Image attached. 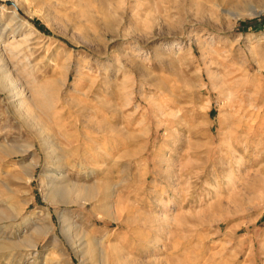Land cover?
Here are the masks:
<instances>
[{
	"label": "rangeland",
	"instance_id": "1",
	"mask_svg": "<svg viewBox=\"0 0 264 264\" xmlns=\"http://www.w3.org/2000/svg\"><path fill=\"white\" fill-rule=\"evenodd\" d=\"M0 264H264V0H0Z\"/></svg>",
	"mask_w": 264,
	"mask_h": 264
},
{
	"label": "bare ground",
	"instance_id": "2",
	"mask_svg": "<svg viewBox=\"0 0 264 264\" xmlns=\"http://www.w3.org/2000/svg\"><path fill=\"white\" fill-rule=\"evenodd\" d=\"M181 2V1H180ZM187 2V1H186ZM185 2V3H186ZM226 2V0H218V4H220V6H222V4L223 3H225ZM181 7H183V8H181ZM219 7V6H218ZM177 10H178V12L181 10L182 12L183 11H186V15L187 16H189V10L187 9V6L186 5H184L183 6V3H182V5H180L179 4V6H178V8H177ZM200 10V9H199ZM199 10H198V12L197 13H199ZM201 13V12H200ZM181 15L182 14H180V19H181ZM186 19V18H185ZM180 21V20H179ZM178 21V22H179ZM180 23V22H179ZM18 45H20V44H18ZM12 46V45H11ZM12 48H14V47H12ZM21 98H22V101H21V104H23V106H29V100L26 98V96L24 95V93L22 92L21 93ZM20 98V97H19ZM18 99V98H17ZM228 156V155H227ZM180 178V177H179ZM53 194H54V196L56 197V198H68L69 196H70V194L66 191V190H59V189H54L53 190ZM60 202V201H59ZM55 203H56V201H55ZM57 204V203H56ZM185 228V227H184ZM40 233H42V232H40ZM69 242L71 243V244H73L74 246L75 245H77L75 248H76V251H77V254L78 253H80V254H83V252L86 250V248H87V243H88V241L86 242V238H85V241L82 239V238H80L79 240H78V242L77 243H74V242H71L70 240H69ZM90 242V241H89ZM96 243V242H95ZM90 245H91V243H90ZM89 245V246H90ZM98 245V244H97ZM95 246H96V244H92L91 245V247L93 248L92 250L93 251H96V250H99L98 249V247L96 246V248H95Z\"/></svg>",
	"mask_w": 264,
	"mask_h": 264
},
{
	"label": "water",
	"instance_id": "3",
	"mask_svg": "<svg viewBox=\"0 0 264 264\" xmlns=\"http://www.w3.org/2000/svg\"><path fill=\"white\" fill-rule=\"evenodd\" d=\"M8 3H10V2H8Z\"/></svg>",
	"mask_w": 264,
	"mask_h": 264
}]
</instances>
